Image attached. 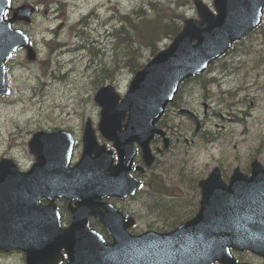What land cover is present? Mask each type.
Here are the masks:
<instances>
[{"label": "water", "instance_id": "water-1", "mask_svg": "<svg viewBox=\"0 0 264 264\" xmlns=\"http://www.w3.org/2000/svg\"><path fill=\"white\" fill-rule=\"evenodd\" d=\"M213 4L216 14L195 0L200 18L184 20L170 44L135 73L120 101L110 84L97 90L94 100L101 107L98 129L113 142V149L97 142L87 119L81 157L72 167L73 140L64 130L33 133L28 147L35 161L29 172L22 173L12 159H0V249L21 248V231L15 227L23 221V210L33 213L28 207L29 195L41 193L49 202L39 207L42 235L38 241L43 252L51 246L65 248L69 258L77 259L69 264H212L213 260L235 264L229 247L264 256V166L256 159L248 174L237 167L227 182L218 167H213L199 181L201 199L195 216L169 232L131 234L127 228L134 220L125 221L122 212L101 201L108 195L125 197L135 192L138 179L131 174L134 142L146 166L154 160L149 143L155 134L168 146L165 132L155 123L173 100L178 84L205 70L210 61L261 23L264 0H213ZM9 9L10 0H0V96L10 93L6 61L13 53L23 48L29 60L35 59L28 35L12 27L14 21L28 23L33 9L22 5L5 18ZM135 169L144 170L140 165ZM57 196L77 200L67 228L59 224L54 205ZM32 208L38 211L37 205ZM89 216L103 223L112 241H105L89 227Z\"/></svg>", "mask_w": 264, "mask_h": 264}, {"label": "rangeland", "instance_id": "rangeland-1", "mask_svg": "<svg viewBox=\"0 0 264 264\" xmlns=\"http://www.w3.org/2000/svg\"><path fill=\"white\" fill-rule=\"evenodd\" d=\"M28 1L32 5L37 4L42 10L47 7L48 16L43 15L41 11L37 12L33 17L34 24L27 28L33 38L37 60L29 62L25 53L18 51L12 60L7 62V84L11 86L12 92L8 96L0 97V157H11L21 169H27L34 161V156L27 146L31 133L37 128H65L76 140L71 158L73 164L81 153L82 127L86 118H90L96 130L99 119V106L93 100L96 89L104 83H112L123 96L132 76L128 69H122L112 81L105 79L101 84L93 82L91 60L97 62L103 58L102 42L106 37L103 20L108 18V26L114 22L122 24L119 22L121 13L130 14L133 18L132 14L138 6H149V2L155 0ZM157 1L169 3L185 16H197L193 0ZM204 1L212 7V0ZM52 10H56L54 14H50ZM63 13L67 14L66 26L57 31L58 37H53L46 30H55L59 22L55 17ZM78 18H86L90 25L82 34L88 37L90 33L92 43L98 49L96 55L79 48V42L83 40L81 36L72 37L68 34L69 27ZM124 23L128 24L126 20ZM60 24L61 22L57 28ZM51 40L66 41L65 47L68 51L60 53L61 47H58L54 52L48 53L45 42ZM170 41L171 39H164L159 43V49L166 47ZM134 46L136 47L135 43ZM150 57L152 54L145 50L142 61L146 62ZM39 60H43V63L39 64ZM260 60L261 65H255ZM176 102L194 111L200 120L203 118L206 133H200L196 143L201 139L205 140L207 132L216 137L212 138V141H206L205 146H187L189 157L199 167L206 166L208 170L211 164L215 163L213 156L218 160L230 162L227 167L228 174L236 165L240 168L248 165L252 158H258L264 165V17L256 30L234 43L231 50L211 63L202 75L186 80ZM203 102L208 104L205 116ZM175 106L177 104L168 106L166 124L171 125L170 131L180 128L184 131L182 136L190 138L194 124L187 115L179 113ZM221 107L226 108L220 109ZM232 110L238 111L233 114L237 117L232 115ZM220 129L223 130L221 137L216 132H220ZM96 134L99 142L111 147V142L102 138L97 130ZM156 145L157 141L153 143V146ZM171 148L179 149L180 145L174 142ZM170 158L187 172L194 170L184 161L185 156L174 154L170 155ZM165 161L167 166L171 167V160L165 158ZM216 164L221 168L224 166L218 162ZM247 170L248 168L244 171ZM108 200L119 208L126 204L132 207L139 205L137 201L126 202L115 198ZM180 207L179 204L178 208ZM68 220L66 214L65 221ZM153 220L154 218L145 219V222L140 220L130 231L138 233L146 229L157 230V223Z\"/></svg>", "mask_w": 264, "mask_h": 264}, {"label": "trees", "instance_id": "trees-1", "mask_svg": "<svg viewBox=\"0 0 264 264\" xmlns=\"http://www.w3.org/2000/svg\"><path fill=\"white\" fill-rule=\"evenodd\" d=\"M132 15L133 18L130 14H121L122 24L116 22L106 33L108 41L104 51H108V56L93 66V80L96 84L111 79L122 69L134 72L140 68L144 51L153 54L160 42L171 38L179 30V19L184 18L174 8L157 0L150 1L149 6H138ZM86 48L93 55L97 54L98 49L95 50L87 36ZM255 65H261V60ZM168 159L172 162L171 167L167 166L165 158L158 159L156 171L148 178L149 189H145L142 184V188L133 197L141 204L139 219L154 218L162 230L171 229L191 217L198 203L197 180L200 171L197 166L189 163L194 170L187 172L172 158ZM179 204L183 206L182 209L178 208Z\"/></svg>", "mask_w": 264, "mask_h": 264}, {"label": "flooded vegetation", "instance_id": "flooded-vegetation-1", "mask_svg": "<svg viewBox=\"0 0 264 264\" xmlns=\"http://www.w3.org/2000/svg\"><path fill=\"white\" fill-rule=\"evenodd\" d=\"M178 141V139L176 140V142ZM38 202L40 204L43 203L42 198L40 197L38 199ZM64 203L65 201L59 203L58 202V208L60 210L61 213V222L63 225H66V221H65V216L67 214V216L69 217V212L64 208ZM92 223V222H91ZM96 224H98L95 221ZM100 225V224H99ZM99 230L102 232L103 236L106 239H109V236L106 235V232L103 228L102 225H100ZM38 230H36L35 232H33L30 229H24L23 230V236L25 240H33V239H37L38 237ZM236 260L238 262H248V263H252V264H264V258H257L256 259V263L250 259V257H253L252 255H250L249 253H236L235 254ZM67 259V254L66 252L61 249L58 253V261H56L55 264H65V261ZM0 264H25V253L24 251H20L18 249L9 251V252H2L0 251Z\"/></svg>", "mask_w": 264, "mask_h": 264}, {"label": "bare ground", "instance_id": "bare-ground-1", "mask_svg": "<svg viewBox=\"0 0 264 264\" xmlns=\"http://www.w3.org/2000/svg\"><path fill=\"white\" fill-rule=\"evenodd\" d=\"M116 17V16H115ZM119 17H121V16H119ZM122 21V18H120V20H119V22H121ZM12 24L15 26L16 24L14 23V22H12ZM84 26H85V28H87V29H89V27H90V25H89V23L88 22H84ZM68 51V49H66V50H63V51H61V53H65V52H67ZM72 55V54H71ZM172 146V145H171ZM171 146L169 147V148H171ZM12 241H14V242H18V240H14V239H12Z\"/></svg>", "mask_w": 264, "mask_h": 264}]
</instances>
